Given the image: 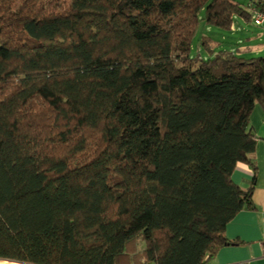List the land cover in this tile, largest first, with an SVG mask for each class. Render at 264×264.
<instances>
[{
	"label": "trees",
	"instance_id": "obj_1",
	"mask_svg": "<svg viewBox=\"0 0 264 264\" xmlns=\"http://www.w3.org/2000/svg\"><path fill=\"white\" fill-rule=\"evenodd\" d=\"M256 12L264 0H0V260L208 264L242 245L226 227L255 208L264 56L191 49L202 22L233 32Z\"/></svg>",
	"mask_w": 264,
	"mask_h": 264
},
{
	"label": "crops",
	"instance_id": "obj_2",
	"mask_svg": "<svg viewBox=\"0 0 264 264\" xmlns=\"http://www.w3.org/2000/svg\"><path fill=\"white\" fill-rule=\"evenodd\" d=\"M240 26L236 25L233 32L242 28ZM259 27L264 28V24ZM237 52L240 54L239 51ZM252 52L264 54V45ZM250 126L257 138L254 157L257 178L253 189L255 208L240 212L226 227L227 238L240 240L242 245L221 248L208 264H264V111L260 105L255 107L251 115ZM254 177L255 170L250 165L239 163L232 180L243 190H248Z\"/></svg>",
	"mask_w": 264,
	"mask_h": 264
},
{
	"label": "rangeland",
	"instance_id": "obj_3",
	"mask_svg": "<svg viewBox=\"0 0 264 264\" xmlns=\"http://www.w3.org/2000/svg\"><path fill=\"white\" fill-rule=\"evenodd\" d=\"M238 3H241L244 7H247L250 3V0H235ZM241 25L238 28L237 32H228L226 30L208 25L205 22H202L198 29L197 33L193 39L191 56L199 57L203 59H208V50L201 45V39L204 37H211L213 40L212 49L217 53L220 50H235L239 51V55L246 57H259L264 56V54H255L252 51L259 50L264 45V28L255 25L253 22L247 23L242 18H236V25ZM244 29V30H243ZM237 50V51H236ZM247 51V52H246ZM242 52H246L242 54ZM3 261V260H0ZM10 264H21L10 262Z\"/></svg>",
	"mask_w": 264,
	"mask_h": 264
},
{
	"label": "built area",
	"instance_id": "obj_4",
	"mask_svg": "<svg viewBox=\"0 0 264 264\" xmlns=\"http://www.w3.org/2000/svg\"><path fill=\"white\" fill-rule=\"evenodd\" d=\"M254 21L258 26L263 25L264 24V12H256ZM0 264H10V263L6 260H3V261H0ZM11 264H14V263H11Z\"/></svg>",
	"mask_w": 264,
	"mask_h": 264
}]
</instances>
